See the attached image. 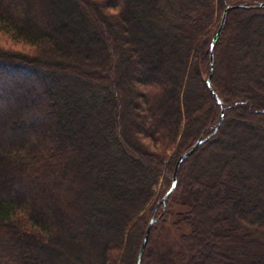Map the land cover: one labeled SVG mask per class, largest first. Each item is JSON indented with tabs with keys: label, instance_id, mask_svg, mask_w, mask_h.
Returning <instances> with one entry per match:
<instances>
[{
	"label": "trees",
	"instance_id": "1",
	"mask_svg": "<svg viewBox=\"0 0 264 264\" xmlns=\"http://www.w3.org/2000/svg\"><path fill=\"white\" fill-rule=\"evenodd\" d=\"M262 1L0 0V41L12 42L0 44V264H90L92 252L96 264H136L153 212L141 264H216L209 247L224 239L221 264H239L237 242L257 245L240 264H264V7L227 12L211 77L222 124L160 201L179 154L219 117L205 80L224 8ZM253 123L258 143L229 138L255 135Z\"/></svg>",
	"mask_w": 264,
	"mask_h": 264
},
{
	"label": "rangeland",
	"instance_id": "2",
	"mask_svg": "<svg viewBox=\"0 0 264 264\" xmlns=\"http://www.w3.org/2000/svg\"><path fill=\"white\" fill-rule=\"evenodd\" d=\"M255 26H256L257 30H259V31L264 30V25L256 24ZM143 34L148 37V34L146 32H144V31L141 32L138 29V36L141 37ZM237 36H238V34H237ZM0 38H3V36L0 35ZM0 44L12 45V42L4 41L2 43L0 41ZM18 47L20 48V46H17V48ZM232 55H233V52H229V56H232ZM253 61H254V63H252V68L254 70L259 69L260 67H258L255 63L258 62L259 64H261L260 62H262V61H259L257 59H253ZM17 80H18V82L22 83V81L24 79H18L17 78ZM2 87H4V86H2ZM36 104H38V103H36ZM245 122H248L249 124H252L251 120H245ZM257 126L258 125L253 123V127L254 128L256 127L255 129L257 131V133H255V135L242 134V133L236 132V133H234L235 136H233L232 138L231 137H229V138L232 139L233 141H236V142L245 140V143L244 142H242V143H243L244 147L248 148V146L250 144L253 145L254 142L258 143L259 140H260L259 137L255 138L256 135H258V136L260 135V132H259V129L257 128ZM255 139H257V140H255ZM79 146H80V144L78 145V150H80ZM255 148H257V147L255 146ZM257 151L259 152V148H257ZM81 153H82L83 156H81ZM78 157H79L80 161H78L76 163V167H77V169L79 171L80 178L76 180L77 181V189H79V191L81 193H83L85 189L89 188V185H90L89 177L90 176H89V173L84 169V161H83L82 157L86 158L85 153H83L81 151H78ZM248 171L250 172L249 175L252 176L251 171L249 169H248ZM85 187H87V188H85ZM29 190H30V187L27 185L26 188H24L23 192L25 193V196H29L30 198H33L32 194L30 192L31 190L30 191ZM85 193H86V191L84 192V195H85ZM176 199L179 200V201L182 199V201H184V200H186V197H184V194L181 193L180 195L177 196ZM31 201H33V200L31 199ZM249 209L250 208L246 207L245 208V212L246 213L249 212ZM46 214L49 215L48 213H46ZM156 214H157V212L155 213V215ZM116 215H117V213L113 214V217L111 216V220H113V221L116 220L115 218L118 216V215L117 216ZM200 216H201L202 219L209 218L210 219V223L212 224L215 221L214 218H217L219 215H210L207 212H203L202 214H200ZM49 217H50V215H49ZM216 221H218V220H216ZM229 222L231 224H233L232 220H230V219H229ZM219 224H220V222H216L213 227L218 229L219 228L218 226H221ZM65 225H66L68 234L69 235L74 234L75 230H73L69 225H67V224H65ZM221 229H222V227H221ZM210 230H211V228L209 229V231H206V229H205V231L203 232L205 240L206 239L207 240L210 239L209 238L210 237ZM100 235H101V233H99V236ZM174 236H175V232L174 231H170L169 223L165 224V225H162V224H158L157 225V231L155 232V235H154V241H155L156 247L159 248V252L160 253L163 252L166 249V247H168L169 245L172 244V238ZM79 242L77 241V243H79ZM82 244L83 243H80V244H78V246H83ZM233 245H235L234 249H232V251L234 253L233 255L237 259L243 260L244 262H249V260L247 261V259H246V254H248L249 252H253V251L257 250V245H255V244L253 245L251 243L242 244V243L237 242V243H235ZM228 247H232L231 241L229 239H224V240H222V242L217 240L215 242V244L212 245V247H209V250H210L209 253L213 254L212 262H215L216 264H221L220 263L221 259H220L219 255L217 254V252L220 249L223 250L224 248L227 249ZM253 254H254V252H253ZM240 260H236L235 262H239V264H240V262L243 263V261H240ZM86 263H87L86 259L83 260V264H86ZM96 263H97V260L95 258V255L92 252V257L90 258V264H96Z\"/></svg>",
	"mask_w": 264,
	"mask_h": 264
},
{
	"label": "water",
	"instance_id": "3",
	"mask_svg": "<svg viewBox=\"0 0 264 264\" xmlns=\"http://www.w3.org/2000/svg\"><path fill=\"white\" fill-rule=\"evenodd\" d=\"M251 7H264V1L259 2L258 4L255 5H245V4H229L227 5L221 15L220 18V22L218 24V27L216 28L210 42L208 45V53H209V70H208V75L207 78L205 80V86L207 87V89L209 90V92L211 93V95L213 96V98L215 99V101L219 104L220 106V112H219V117L217 122L212 125V131L210 133H208L207 135H203L200 134V136L195 140V142L186 150L182 151L179 156L176 159L175 165H174V169H173V173H172V180H171V184L169 186V188L166 190V192L163 194V196L161 197V203L163 206L166 205L167 199L170 196V194L173 192V190L176 187L177 184V171L178 168L180 166V163L185 159L188 158L189 156H191L195 150L204 142L206 141V139H208L209 137H211L212 135L215 134V132L217 131V129L220 127V125L222 124L223 118H224V113H225V105L222 102V100L219 98V96L217 95V93L214 91V89L212 88L211 85V77L213 74V70H214V57H213V52H214V47L216 44V41L223 29L224 23H225V18H226V14L229 10L232 9H237V8H251ZM159 216H155L154 212L152 213L149 222L145 228L139 249H138V253H137V259H136V264H141L142 262V257L149 239V235H150V231L151 228L153 226V224L158 221Z\"/></svg>",
	"mask_w": 264,
	"mask_h": 264
}]
</instances>
